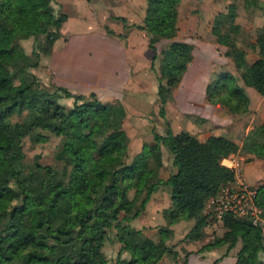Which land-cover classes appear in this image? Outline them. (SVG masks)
Masks as SVG:
<instances>
[{
	"label": "trees",
	"instance_id": "trees-1",
	"mask_svg": "<svg viewBox=\"0 0 264 264\" xmlns=\"http://www.w3.org/2000/svg\"><path fill=\"white\" fill-rule=\"evenodd\" d=\"M182 2L147 0L141 29L150 35L155 51L161 41L178 36ZM52 4L53 0H0V264H109L104 250L108 229L117 230L122 244L114 264H161L165 256L177 254L175 247L168 246L174 231L166 228L154 241L143 231L132 229L130 223L164 185L172 201L165 211L169 226L195 221L186 239L202 240L209 225L203 211L209 199L234 181V171L223 161L236 154L239 145L224 137L202 142L189 133L154 132L155 144H145L128 163L130 139L123 128V104L103 103L96 95L90 96L94 101L87 102L89 97L61 89L67 98L76 100L75 108L67 112L58 104V95L43 90L30 72L39 67L41 52L29 56L17 35L44 36L42 53L51 54L68 20L67 14H56ZM245 4L247 10L257 9L264 16V2L245 0ZM237 18V6L229 5L215 17L212 34L227 48L225 55L234 62L243 84L264 96V25L251 46L259 57L250 63L248 53L237 46V36L242 33ZM193 51V45L172 42L160 52L162 114L193 61ZM8 63L15 71L14 79L5 80ZM207 99L236 115L249 112L248 97L238 79L228 73L208 86ZM81 101L85 103L78 105ZM25 110L33 113L28 125L14 123V116ZM41 128L64 138L57 154L65 166L62 175L26 160L23 140ZM246 147L254 152L264 149V125ZM163 148L174 156L177 168L168 181L160 178ZM131 191L145 194V199L139 204L129 197ZM257 203L264 211V185L258 188ZM223 223L225 235L201 252L222 247L230 251L242 243L236 264H264L263 231L233 216H226ZM123 252L130 254V261L121 259ZM189 255L184 264H188Z\"/></svg>",
	"mask_w": 264,
	"mask_h": 264
},
{
	"label": "crops",
	"instance_id": "crops-1",
	"mask_svg": "<svg viewBox=\"0 0 264 264\" xmlns=\"http://www.w3.org/2000/svg\"><path fill=\"white\" fill-rule=\"evenodd\" d=\"M75 1L77 2L78 0H71L72 4H74ZM99 1L100 2H98L96 6L104 10L103 15L107 22L112 24L117 21L115 17H119L120 20L124 19L126 22L122 24V28L119 26L117 30L109 26L111 32L116 33L118 36H110L107 34L105 26L100 29L87 26V29H89L86 32L87 37L97 38V40L101 41L94 42L95 45L101 47V49L98 48L100 50L97 56H95L97 52H94V54L91 53L93 58L85 57V54L81 51L71 54L68 49V43L72 41L75 35L65 34V32H63L64 28L68 26V16V20L62 29V38L59 40L65 42L63 46L54 52V64L51 66V72L52 74L55 73V82L57 86L68 89L73 95H83L85 97L96 95L97 98L104 103L120 101L127 111L126 121L129 123L130 130L136 131V134L142 137L143 131L146 128V122L139 118L138 113L145 111L146 105L149 109L151 104H159L158 79L153 77L150 71L152 64L156 61L157 55L154 54V49L150 46V37H148L146 31H138L137 34H139L141 39H138L134 32L131 33L132 28L130 27L133 26L135 22L130 23V21L137 15V10L139 9L137 0ZM144 9V14L141 18L143 24L146 16L147 4L144 6ZM110 18L114 21L110 20ZM126 20H128V22ZM122 36L124 38H122ZM178 37L179 34L175 40L169 42H182L178 41ZM59 41H57L56 44L59 43ZM163 42H167V40L161 41L160 43ZM160 43H158L157 46ZM217 45L222 48L218 43ZM167 46L168 45L162 47V50ZM225 53L226 51H224L225 58L234 63L230 58L226 57ZM195 56L194 46L193 61L188 66L181 84L174 90L172 100L166 105V121L170 124L168 130L174 133V126L176 128H183L184 132L174 134L189 133L202 142L207 141L211 137H224L232 140L239 145V151L226 158L223 161V165L232 171H234L235 166H239L241 178L248 185L258 189L261 185H264V149L261 148L254 152L246 146L257 138L258 130L264 125V96L261 94L260 96L253 94V97H250L246 94L247 92L245 89H243L250 101L249 112L245 115H236L222 105L211 104L207 99V89L220 75L228 73L237 78L239 84H243V82L235 64V71L217 73L218 68L214 67L211 63L208 64V66L202 63L191 74L190 70L196 59ZM81 57H85V59L83 60ZM214 69H216L217 72L215 73H217L218 76L211 82L209 78ZM78 73L88 78L80 79L79 76H77ZM36 75L40 77L39 74L36 73ZM176 99H178V112L176 116H173L170 106H172L171 104H173ZM186 118H188V120H185ZM153 131L160 135H165L167 133V131L164 133L158 129ZM208 133H219L221 136H210L206 138ZM222 135L229 136L225 137ZM232 137H236L238 140H234ZM141 143L143 146L145 144L153 145L155 144L154 137H144ZM166 154H168L167 160H165ZM163 160V169H165V167L166 169L171 168L172 175L177 174L174 172L176 168L173 165L174 156L165 148H163ZM169 178L167 180L162 179L168 181ZM233 185H235V180L230 186ZM152 198L153 200L151 199V201L155 206L152 215L159 213L164 214L167 207L171 208L172 206L170 197H168L166 204L163 206L156 198ZM158 203L159 206H157ZM163 216L165 218V214ZM185 223L186 222H181L176 224L172 226L171 229L175 232L178 228L185 229ZM187 223L191 224L192 221ZM216 225H220V223ZM189 227L194 226L190 225ZM142 231L148 234L145 230ZM154 235L158 236V232L155 231ZM154 235L151 234V236H149L155 239ZM186 237L187 236L181 237L180 240L184 241L185 239V242L181 245L183 248H186L187 254H190L187 258L188 264H236L239 250L233 252L234 249L228 251L227 247H222L201 252V249L205 245L199 247V241H193L192 244L197 246V248L189 249L185 247L187 241H189ZM176 252L178 251L176 250ZM165 260L166 256L161 264H165ZM170 261L172 260L170 259L169 262Z\"/></svg>",
	"mask_w": 264,
	"mask_h": 264
},
{
	"label": "rangeland",
	"instance_id": "rangeland-1",
	"mask_svg": "<svg viewBox=\"0 0 264 264\" xmlns=\"http://www.w3.org/2000/svg\"><path fill=\"white\" fill-rule=\"evenodd\" d=\"M259 1L264 2V0H259ZM98 2L100 1L78 0L77 2L75 1V3L72 4L71 0H53L52 6L54 8V12L56 14L66 13L69 16V21L67 22L68 26L64 28L63 32H65V34L67 33V34L75 35L72 38V41L68 43V49L70 50L71 54L81 51L83 54H85V57L93 58L92 54H94V52H97L95 55L97 56L101 47H97L94 42H98L99 40H97V38L87 37L86 32L87 30H89L87 29L88 28L87 26H90L91 28L94 29H100L105 26L107 30V34H109L110 36H118L116 33L111 32L109 26L117 30V28L119 29V26L122 28L123 26L122 24L126 23L124 19L120 20L119 17H115L117 21L113 22L112 24L110 22H107V20L104 18L103 15L104 10L96 6ZM146 2L147 0H137L139 9L137 10V15L134 16L130 21V23L135 22V24L130 28H132L131 33L134 32L138 37V39H141V37L137 33L138 31H142L141 27L143 26V22L141 21L142 20L141 18L144 14V10H145L144 6L147 4ZM231 4H235L237 6V13H238L237 23L240 25L242 29V33L237 36V46L239 49L245 50L248 53V59L250 63H253L258 59L259 57L258 50L252 49L251 46L254 43H256L258 30L264 25V16H262L259 10L257 9L247 10L245 0H183L179 10L180 33H179L178 41H182L184 43H188L190 45L195 46L196 59L194 60L193 65L191 66V70H190L191 74L202 63L206 64L207 66L208 64L211 63L214 67L218 68V72L216 71V69H214L213 73H211L209 78L211 82H213L217 78L218 76L217 73H221L223 71H231V72L235 71L234 63H232L229 59H226L224 56V51H227V48L223 46L222 48L219 47L216 43L215 37L211 32L212 27L214 25L215 17H217L218 14H220L221 12H226L227 7ZM110 20L112 19L110 18ZM126 21L128 22V20ZM17 36H18V42L22 45L25 52L29 56H32L33 53L35 52H41V61L39 67L30 70V72L38 78V81L40 82V87L50 94L53 95L57 94L58 104L64 106L67 109V112L73 110L76 106V100L73 98H67L64 95L62 90H67V91L69 90L64 87L57 86V83L55 82V78H56L55 73L52 74L51 72V66H53L54 64V57H55L54 52L58 50V48L63 46L65 41L62 40L59 41V43H57L54 46L51 54L46 55L45 53H42V47H45L44 36H41L38 39L26 38L22 35H17ZM148 37H150L149 34ZM122 38L124 37L122 36ZM170 44L171 43L169 41L160 43L157 46V50L156 51L154 50V54L157 55V60L154 61V64H152L150 71L153 77L158 79V83H159V77H161L160 52L162 51V47ZM85 57H81V58L84 60ZM4 71H5V75L3 79L5 80L14 79L15 71L11 63H8L4 67ZM36 73L39 74L41 78L37 76ZM77 76H79L80 79L88 78L87 76L82 75L80 73H78ZM14 83L16 85H19L20 82L18 80H14ZM240 86L243 89H245V91L247 92L246 94H248L250 97H253V94H257L260 96V94L256 89L245 87V85H243L242 83H240ZM85 101L92 102L94 101V99H90L89 97ZM85 101L78 102V105H83ZM117 102L120 101H116V102L113 101L111 103L115 104ZM171 105H172L170 106L171 113L173 114V116H176L178 112V99H176ZM138 116L140 119L145 120L144 122H146V126H145L146 128L143 131L142 137L141 135H137L136 131L130 130L131 128L129 126V123L126 121L127 118V111H126V118L124 120L123 128L127 132L128 137L130 139L128 163H132L134 157L142 152L144 146L142 145L141 140L144 137L153 138L154 137L153 130L155 129H158L159 131L165 133L170 126V124H168L166 121V107L164 113L162 114L161 106L157 103L151 104V106H149V109L148 106L146 105L145 111L139 112ZM32 117H33V113L29 110H25L23 113H19L15 115L13 118V122L14 123L20 122L21 124L27 126L29 121L32 119ZM185 120H188V118H186ZM181 132H184L183 128L182 129L176 128L174 126V133L177 134ZM210 136H221V135L219 133H208L206 138ZM222 136L227 137L229 135H222ZM232 138L234 140H238L236 137H232ZM38 139H41V141H39ZM63 142H64L63 137H58L49 130L41 128L31 131L23 140L24 151L26 153L27 162L30 164L39 163L41 166L51 167L57 173L62 175L65 166L63 163L57 160V154L61 150ZM167 155L168 154L165 155V160L168 159ZM174 172L177 173V168L174 169ZM171 176H172L171 168L166 169L165 167V169L163 170L161 169L160 171L161 179L163 178L164 180H167ZM129 197L131 199L133 198L137 199L138 203L140 204L145 199V194L136 191H131L129 193ZM152 197L156 198V200L159 203L161 202L162 204L161 203L160 204L163 206L166 204L168 197H170L169 189L166 186L161 185L158 188L157 192H155L152 195ZM152 197L151 199L153 200ZM151 199L149 201L150 203L148 202L145 209L141 211V214L137 218V220H133L130 223V226L132 229L138 231L145 230L148 233V234L144 233L146 237L154 241H157L160 237L161 232L164 229L171 227L169 226V222L165 213H164L165 218L163 216L164 214L162 213L152 215L155 206L151 201ZM159 203L157 204V206H159ZM169 209L170 208L167 207L166 211H168ZM203 215L206 218L204 211H203ZM206 221L208 222L209 225L204 231L203 239L198 242L199 247L201 246L203 247L204 245L214 241L215 239L222 238L226 233V229L223 223L224 220L219 221L215 218H206ZM218 223H220V225H216ZM184 225H185V229L178 228L179 230L177 229L176 232L173 230L174 234L171 240L168 241V246L175 247V249L178 252L176 255H167L165 264H176V263L184 264L186 254L188 252L186 248H183L181 245L183 242H185V239L184 241H181L180 238L185 237L189 234V232L193 228L189 226L190 225L194 226L195 221H192L191 224H188L186 222ZM155 231L158 232V236L154 235ZM116 234H117L116 229L107 230V240L105 243L104 250L107 259L109 261V264H114L117 261L120 255L119 252L122 248V244L118 241ZM151 234L155 236V239L150 237ZM192 243L193 241L190 240L187 241V245L185 247L189 249L197 248V246H194ZM241 248H242V243H239L234 248L233 252H237L238 250L240 251ZM121 256H122L121 258L122 260L130 261V254L128 252H123ZM261 258L264 261V256H262ZM170 259L172 260L170 261L171 263L169 262Z\"/></svg>",
	"mask_w": 264,
	"mask_h": 264
},
{
	"label": "built area",
	"instance_id": "built-area-1",
	"mask_svg": "<svg viewBox=\"0 0 264 264\" xmlns=\"http://www.w3.org/2000/svg\"><path fill=\"white\" fill-rule=\"evenodd\" d=\"M235 185L228 186L215 197L209 199L204 213L206 218L223 221L233 216L249 221L264 233V211L257 203L258 189L248 185L240 176L239 166L234 167Z\"/></svg>",
	"mask_w": 264,
	"mask_h": 264
}]
</instances>
